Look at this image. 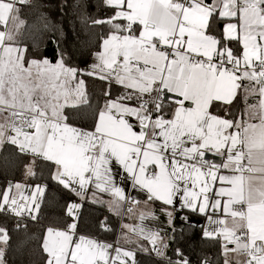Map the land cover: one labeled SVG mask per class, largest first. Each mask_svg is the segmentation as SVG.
<instances>
[{
	"label": "snow or ice",
	"instance_id": "1",
	"mask_svg": "<svg viewBox=\"0 0 264 264\" xmlns=\"http://www.w3.org/2000/svg\"><path fill=\"white\" fill-rule=\"evenodd\" d=\"M25 5L32 0H0V147L30 158L24 178L36 181L41 162L45 180L81 200L92 187L88 199L119 216L124 204L130 214L139 206L119 175L170 227L185 210L205 217L202 235L218 243L222 264H264V0H102L110 14L90 23L106 31L84 68L71 63L75 47L57 45L54 62L31 56ZM84 77L107 82L94 105ZM46 187L9 181L0 212L18 218L17 229L24 216L36 221ZM80 208L68 203L72 222L45 228L39 264H138L137 251L149 252L140 240L166 264H190L180 248L176 260L167 256L174 237L140 224H122L114 244L78 236ZM156 215L150 208L138 219ZM9 239L0 226V264Z\"/></svg>",
	"mask_w": 264,
	"mask_h": 264
},
{
	"label": "trees",
	"instance_id": "2",
	"mask_svg": "<svg viewBox=\"0 0 264 264\" xmlns=\"http://www.w3.org/2000/svg\"><path fill=\"white\" fill-rule=\"evenodd\" d=\"M75 2L76 0H32V5L38 3L42 6L39 9L32 5L21 6V19L26 20L29 25L24 29V42L28 45L31 56L48 57L54 62L57 45L67 52H72L75 47L78 54L73 55L71 63L80 68L86 66L85 61L88 63L91 56L89 49L94 47L100 35L106 31V26L92 25L90 21L104 19L110 13L102 5V0H79L78 8L73 7ZM41 13L55 26L54 28L43 29L44 20L39 19ZM33 40L38 45L35 48ZM106 87V82L96 78L88 80L86 92L93 105ZM75 126L80 125L76 123ZM29 159L20 154L13 145L5 144L0 148V189L6 187L9 181L30 185L39 182L47 186L39 211V222L29 221L26 226L17 229L12 227L11 217L0 214V226L6 227L10 236L4 257L6 264H39L41 251L39 246L45 227L63 226L65 222H70L71 219L66 213L67 204L70 200L78 199L75 193L64 189L50 177L45 180L41 175V162H37V180L33 181L31 178L26 180L23 175L24 164ZM103 216L110 222L111 231H105L101 227ZM76 222L78 225L76 231L81 234L111 237L115 230V222L105 206L87 200L82 201ZM172 237L174 239L167 250L170 258L175 257L176 249L180 248L190 264H201L203 259L209 260L210 264H218V261L222 264L218 243L204 238L201 227L186 224L176 230ZM137 261L138 264H166V261L145 254L138 255Z\"/></svg>",
	"mask_w": 264,
	"mask_h": 264
},
{
	"label": "crops",
	"instance_id": "3",
	"mask_svg": "<svg viewBox=\"0 0 264 264\" xmlns=\"http://www.w3.org/2000/svg\"><path fill=\"white\" fill-rule=\"evenodd\" d=\"M91 62H92V57L90 56V58L88 60V64H90ZM82 68H84V67H82ZM92 78H95V77H84V79L86 81V86H87L88 80H90ZM112 89H113V96L114 97H115V95H118L119 94L118 86L113 85ZM115 179H116L117 184H119V186H121L122 188L125 189V195H131V197H133L136 201L139 202V206L138 207H135L134 208V213H131L130 214V213H128L126 211V209L128 207H130L131 205L127 204V207L125 208V204H124L123 208H125V209L123 211H121V214L119 216H117V215L113 214L112 212H110L108 210L107 204H102V205L105 206L107 212L112 216L113 222H115V230H114L113 235L111 237H107V236H104V237H96V236L81 234V233H78L76 231L78 236L79 235H85V236H88L90 238H96V239L103 240V241H106V242H109V243H113L114 244V242L117 240L118 236H122V233L124 231H126V230L122 229V227H121L122 224H129V225H133V226H135L137 224H140L142 227H144L146 229H152V230L159 229V230H161L160 231V235L161 236H164V235L167 234V235H169L171 237H172V235L174 233L173 232V227L175 228V231H176V230L180 229L182 226H184L186 224H190V225H195V226L201 227L202 228V232H203V227L202 226L206 223V218L205 217L199 215L198 213L197 214H189L188 213V210H185L184 212H181V213H179V215H176L174 217L173 226L170 227L169 224H168V218H167V216L164 215L163 213L159 212V210H158V208H157L156 205L151 204V202H149L148 205H145V201L147 200V197H146V194L143 191H141L139 189H137V190H129L130 189L129 182L126 181V180H121V178H120L119 175H117ZM21 183H24V182H21ZM92 193H93V188L92 187H89L86 190V195H85V199L84 200H87V201L92 202L90 199H88V197H90L92 195ZM27 194L28 195H31L30 191H28ZM97 195L100 196V197H102L105 201L111 199L110 195H108V194L98 193ZM76 197L78 199L70 200L68 203L71 202V203H79V204H81L82 201H84V200H81L78 196H76ZM96 204H100V203H96ZM150 208L156 210V213H157L156 219L153 220L151 218H146L141 223L139 221V219H138L140 211L143 210V211L147 212ZM79 211H80V209L74 210V212L76 214V219L78 217ZM66 213H67V207H66ZM184 215H188V219L186 221L180 219V217L181 216H184ZM70 219H71L70 222H72V217H70ZM107 222L109 224V229H110V225L111 224H110V222L108 220H107ZM129 235H131V233H129ZM171 240L172 239H169L167 241V243H168L169 246H170ZM140 243L142 245H144L145 247H147L149 249V251L151 250V245H149L147 241L140 240ZM121 246L122 247H126V248L132 247L130 245L124 244L122 238H121ZM0 247H3V245H0ZM169 248L170 247H168V249ZM143 253H145V252L137 251V253H136V259L138 258V255H144ZM167 256H168V252H167ZM171 259L172 260H176L177 259L176 254H175V257H171Z\"/></svg>",
	"mask_w": 264,
	"mask_h": 264
},
{
	"label": "built area",
	"instance_id": "4",
	"mask_svg": "<svg viewBox=\"0 0 264 264\" xmlns=\"http://www.w3.org/2000/svg\"><path fill=\"white\" fill-rule=\"evenodd\" d=\"M126 207H127V204H125V208H126ZM125 208H124V209H125ZM0 214H1V215H4V216H7V217H11V218L13 219V225H12V227H13V228H16L15 225H16V222H17V219H18V218L14 217V216H11V215H7V214L2 213V212H0ZM29 221H32L29 217H27V216H24V217H23V225L26 226L27 222H29ZM39 221H40V218H38L36 221H33V222H39ZM102 221H103V222L106 224V226L109 228V224H108V222H107V218H106L105 216L102 217L101 222H102ZM167 250H168V248L165 249L166 254H167ZM143 254H145V255H149V256L153 257L154 259H157V260L165 261V260H163L162 258L157 257L154 253L151 252V250H150L148 253H143Z\"/></svg>",
	"mask_w": 264,
	"mask_h": 264
},
{
	"label": "water",
	"instance_id": "5",
	"mask_svg": "<svg viewBox=\"0 0 264 264\" xmlns=\"http://www.w3.org/2000/svg\"><path fill=\"white\" fill-rule=\"evenodd\" d=\"M203 260H204V259H203ZM203 260H202V261H203Z\"/></svg>",
	"mask_w": 264,
	"mask_h": 264
}]
</instances>
